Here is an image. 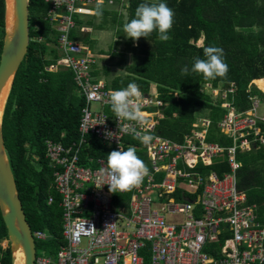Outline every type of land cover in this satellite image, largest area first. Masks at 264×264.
<instances>
[{
  "label": "built area",
  "instance_id": "2783aa9c",
  "mask_svg": "<svg viewBox=\"0 0 264 264\" xmlns=\"http://www.w3.org/2000/svg\"><path fill=\"white\" fill-rule=\"evenodd\" d=\"M44 2L51 5L49 20L59 33L62 54L49 70L71 69L85 103L77 140L46 141V158L56 169L54 184L61 196L66 243L54 256L37 255L35 264H264V221L259 207L248 204L238 184L239 155L264 144V108L260 112L264 97L252 92L255 86L264 90L253 81L247 92L250 107L239 111L235 82L229 87L203 85L205 94L220 96L215 104L225 112L218 129L231 139L230 145L208 140L213 125L208 117H195L191 132L181 142L162 136L157 119L166 104L158 91H141L142 115L154 137L147 145L141 143L149 174L132 189L129 200L116 204L118 193L110 192L107 184L95 186L107 158L83 159V152L92 139L113 150L125 149V139L134 136L119 129L125 125L144 129L134 121L117 120L110 100L114 90L93 77L95 60L89 49L71 38L77 28L74 17L91 14L99 0ZM93 104L101 110H94ZM223 162L228 169L222 174L210 168ZM33 236L35 241L49 237L43 231Z\"/></svg>",
  "mask_w": 264,
  "mask_h": 264
},
{
  "label": "trees",
  "instance_id": "16d2710c",
  "mask_svg": "<svg viewBox=\"0 0 264 264\" xmlns=\"http://www.w3.org/2000/svg\"><path fill=\"white\" fill-rule=\"evenodd\" d=\"M143 2L145 0H128V19L134 17L137 6ZM163 2L175 13L173 27L168 33L169 40L161 41L156 31L147 39L141 37L133 41L127 38L123 33L122 15L115 27L118 40L113 49L117 53L113 52L112 55L121 57L118 61L125 72L116 75L110 66L100 67L95 61L91 73L95 79H104L112 90L126 88L128 83L135 82L143 93L148 94L155 83L159 99L166 104L157 119V131L162 136L183 141L192 130L195 110L204 108L210 110L213 121L208 140L230 145L231 139L221 135L218 129V122L225 111L212 102L202 87L207 82L215 87H229L235 82V106L239 111L250 107L249 87L255 79L264 77V0ZM50 9L51 5L44 0H29V51L12 84L4 132L27 221L33 232L43 231L49 236L46 240H37L36 248L41 247L42 252L54 256L66 240L63 236L61 196L54 184L56 169L46 158V141L70 144L78 139L85 101L79 94L71 69L60 67L57 71L49 70L62 57L58 48L59 33L49 20ZM112 14L116 22L117 13L103 9V24L100 25L95 24V15L87 21L78 15L74 17L77 28L72 31L71 38L86 46L91 58L95 59V41L92 33L83 32L82 28H103L107 17ZM5 27L6 0H0V62ZM122 39L126 40L123 46ZM201 39L202 43L198 44ZM208 46L223 49L224 61L229 67L226 77L205 79L203 74L191 71L194 58L206 59L203 50ZM128 51L134 58L131 62L126 56ZM186 65L190 71L182 75L181 69ZM261 82L264 85V80ZM261 89L264 90V87ZM252 92L264 97L256 86ZM262 129L264 136V126ZM129 146L137 149V155L148 167L141 142L127 137L125 150ZM111 151L113 148L92 139L82 157L107 158ZM239 158L242 161V167L238 170L239 187L246 192L248 204L259 207L261 220L264 221V144H257L252 151L240 154ZM210 168L217 169L219 174L228 169L225 162ZM131 194L132 190L123 197L116 194V204L129 200ZM8 239L0 211V264H13L10 245L7 248L2 246Z\"/></svg>",
  "mask_w": 264,
  "mask_h": 264
},
{
  "label": "clouds",
  "instance_id": "9594fccd",
  "mask_svg": "<svg viewBox=\"0 0 264 264\" xmlns=\"http://www.w3.org/2000/svg\"><path fill=\"white\" fill-rule=\"evenodd\" d=\"M94 15L97 18L102 17L103 0H99ZM174 16V10L163 0H145V2L137 6L133 18L128 19L127 12H124L123 33L127 38L137 41L141 37L147 39L151 33L156 31L161 41H167L170 39L168 33L173 27ZM112 36L113 33L110 31L102 33L101 42L107 43ZM117 38L118 36L115 37L114 41ZM203 51L206 59L194 58L191 71L203 74L205 79L226 77L229 67L224 61L223 49L217 46H208ZM189 71L186 65L181 69V74L187 75ZM122 73L123 70H118L115 74L120 75ZM124 74L126 75V73ZM143 95L139 85L135 82H130L126 88L112 91L110 100L111 109L117 120L134 121L144 129L138 131L135 127L125 125L119 130L125 133L131 132L135 139L147 145L154 137L147 131L148 122L146 117L142 115ZM110 134L108 132L105 133L107 137H111L112 135ZM148 174L149 169L137 155L135 147L129 146L125 150L119 146V150H113L108 153L106 168L102 169L101 174L97 176L95 186L100 188L107 184L110 192L119 194V192L130 191L134 187L140 186Z\"/></svg>",
  "mask_w": 264,
  "mask_h": 264
},
{
  "label": "water",
  "instance_id": "95a60500",
  "mask_svg": "<svg viewBox=\"0 0 264 264\" xmlns=\"http://www.w3.org/2000/svg\"><path fill=\"white\" fill-rule=\"evenodd\" d=\"M10 11L8 15V0H6V27L0 62V211L8 231L13 264L19 251L24 254L22 264H35L36 241L23 209L24 204L4 132V119L12 93V84L29 51V0H11ZM9 86L10 91L3 104V97Z\"/></svg>",
  "mask_w": 264,
  "mask_h": 264
},
{
  "label": "rangeland",
  "instance_id": "374dc122",
  "mask_svg": "<svg viewBox=\"0 0 264 264\" xmlns=\"http://www.w3.org/2000/svg\"><path fill=\"white\" fill-rule=\"evenodd\" d=\"M125 5H129L128 4V0H123L122 1V4L120 6H115L114 8L117 9L118 11H116L115 9H113V11H115L117 13V20L116 22L114 21V15H110L107 17L106 21H105V24L104 25V28L101 29L100 31H95V33L92 34V38L93 40L95 41V52H96V55H95V59H96V62L98 63V66L100 67H103L105 66L106 64H110L112 63V65H114V63H117V61L121 58L119 57L118 55H116L115 57H113L112 53L115 52L117 53V50L113 49L114 47H116V41H114L115 39V27L118 25V21L121 19L122 15H124V12L126 11L127 12V7H125ZM111 6V5H109ZM127 15H128V12H127ZM101 20L98 19L97 22H100ZM100 24H103L102 22H100ZM107 31H110L113 33V36L111 39H109L107 41V43H102L101 42V35L102 33L104 32H107ZM114 41V43H113ZM202 39L198 41V44H201L202 43ZM125 45V42L123 40V44L122 46ZM113 49V51H112ZM109 50V51H108ZM101 51H104V53H101ZM127 58L129 60V62L133 61L134 58L132 57V53L130 51L127 52ZM107 57V58H105ZM102 58H105L103 60H101ZM94 59V60H95ZM117 64H119L121 70H125L124 66L118 62ZM118 70H116L117 72ZM264 79H262L261 81H263ZM261 81H257L256 80V83L260 86V87H264V85L262 84ZM153 86V85H152ZM155 86V85H154ZM153 86V87H154ZM204 89V87H203ZM208 94V93H207ZM208 95H210L211 99H212V102L213 103H216L219 99H220V96L219 95H216L214 93H209ZM94 110H101V106L98 105V104H93V107H92ZM263 106L260 107V112L262 113L263 111ZM195 117H208V118H211V115H210V110L209 109H204V108H197L195 110ZM145 152V151H144ZM4 245H7V241H4L3 243ZM10 245V244H9ZM8 247V245L6 246V248ZM42 248L41 247H37V255L38 256H41L43 254L42 252ZM19 264H21V258L19 257Z\"/></svg>",
  "mask_w": 264,
  "mask_h": 264
},
{
  "label": "crops",
  "instance_id": "0c3cea01",
  "mask_svg": "<svg viewBox=\"0 0 264 264\" xmlns=\"http://www.w3.org/2000/svg\"><path fill=\"white\" fill-rule=\"evenodd\" d=\"M122 1L123 0H121V2H119V3H117L115 0H104L103 1V9H105V10H109V11H113V9H115L114 7L115 6H120L121 4H122ZM109 5H111V6H109ZM97 6V5H96ZM96 6H94L92 9V13L91 14H89V15H81L80 16V18L83 20V21H87L90 17H93L94 16V12H95V9H96ZM127 7H128V5H127ZM116 11H118L117 9H115ZM113 15V14H112ZM98 19H100L101 21L100 22H102V18L100 17V18H97L96 17V19H95V24L96 25H100V22H97V20ZM106 25V24H105ZM104 28V27H103ZM103 28H96V29H92L91 27H86V26H84L83 28H82V31L83 32H86V33H95V31L97 32V31H100L101 29H103ZM115 33V32H114ZM118 40V38L115 40V41H117ZM123 40L124 39H122L121 41H122V43H123ZM77 41V40H76ZM77 42H80V41H77ZM124 42H126V40H124ZM81 43V42H80ZM82 44V43H81ZM83 45V44H82ZM95 55H96V52H95ZM95 61H96V59H95ZM119 61H117V63H118ZM117 63H114V65H112V67H111V69H112V72L115 74L116 73V70H121V68H120V66H119V64H117ZM112 63H110L109 65H111ZM106 65H108V64H106ZM108 65V66H109ZM123 72H125V71H123ZM262 79H264V77L262 78ZM262 79H260V78H258V79H255L254 81L256 82V80L257 81H261ZM102 80H104V79H102ZM154 87H153V86ZM151 85V89H150V92H156V91H158V89H157V85L155 84V83H153ZM216 105V104H215ZM6 241H8V240H6ZM4 243V242H3ZM2 243V246L4 245ZM9 246V245H8Z\"/></svg>",
  "mask_w": 264,
  "mask_h": 264
},
{
  "label": "bare ground",
  "instance_id": "6f19581e",
  "mask_svg": "<svg viewBox=\"0 0 264 264\" xmlns=\"http://www.w3.org/2000/svg\"><path fill=\"white\" fill-rule=\"evenodd\" d=\"M8 8H9V13H8V15H10V8H11V0H8ZM9 91H10V86L8 87V89L6 90V92H5V95H4V97H3V104H4V102L6 101V99H7V96H8V94H9ZM16 261H15V264H19V257L21 258V264L23 263V257H24V254H23V252H21V251H19L18 253H17V255H16Z\"/></svg>",
  "mask_w": 264,
  "mask_h": 264
}]
</instances>
